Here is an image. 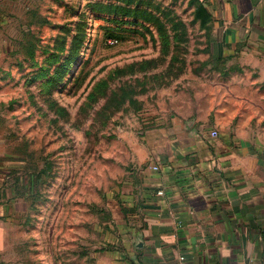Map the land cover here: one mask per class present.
<instances>
[{
    "label": "rangeland",
    "instance_id": "obj_1",
    "mask_svg": "<svg viewBox=\"0 0 264 264\" xmlns=\"http://www.w3.org/2000/svg\"><path fill=\"white\" fill-rule=\"evenodd\" d=\"M212 30L201 0H0L3 264H109L130 161L153 132L244 116Z\"/></svg>",
    "mask_w": 264,
    "mask_h": 264
},
{
    "label": "crops",
    "instance_id": "obj_2",
    "mask_svg": "<svg viewBox=\"0 0 264 264\" xmlns=\"http://www.w3.org/2000/svg\"><path fill=\"white\" fill-rule=\"evenodd\" d=\"M201 1L213 19L209 52L232 65L233 111L244 116L233 127H176L170 141L153 132L154 144L130 161L122 250L109 264H264V0ZM11 210L0 204V264Z\"/></svg>",
    "mask_w": 264,
    "mask_h": 264
},
{
    "label": "trees",
    "instance_id": "obj_3",
    "mask_svg": "<svg viewBox=\"0 0 264 264\" xmlns=\"http://www.w3.org/2000/svg\"><path fill=\"white\" fill-rule=\"evenodd\" d=\"M121 11H122V9H121ZM100 12H105V13H108L109 12V8L108 7H105L103 10H100ZM127 12H129L131 15H134V13H136L137 12V10L136 11H127ZM73 53L74 52H72L71 53V55H73Z\"/></svg>",
    "mask_w": 264,
    "mask_h": 264
},
{
    "label": "built area",
    "instance_id": "obj_4",
    "mask_svg": "<svg viewBox=\"0 0 264 264\" xmlns=\"http://www.w3.org/2000/svg\"><path fill=\"white\" fill-rule=\"evenodd\" d=\"M151 170H152V171H157V170H158V167H157V166H152V167H151ZM157 195H158V196H161V195H162V192H161V191H157ZM181 260H182V258H181Z\"/></svg>",
    "mask_w": 264,
    "mask_h": 264
}]
</instances>
